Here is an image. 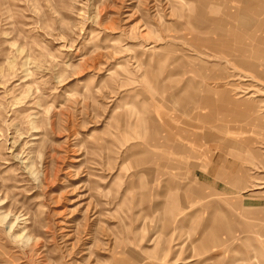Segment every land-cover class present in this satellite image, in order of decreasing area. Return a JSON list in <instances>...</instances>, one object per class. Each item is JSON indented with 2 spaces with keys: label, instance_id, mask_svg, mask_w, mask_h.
<instances>
[{
  "label": "rangeland",
  "instance_id": "1",
  "mask_svg": "<svg viewBox=\"0 0 264 264\" xmlns=\"http://www.w3.org/2000/svg\"><path fill=\"white\" fill-rule=\"evenodd\" d=\"M0 264H264V0H0Z\"/></svg>",
  "mask_w": 264,
  "mask_h": 264
},
{
  "label": "bare ground",
  "instance_id": "2",
  "mask_svg": "<svg viewBox=\"0 0 264 264\" xmlns=\"http://www.w3.org/2000/svg\"><path fill=\"white\" fill-rule=\"evenodd\" d=\"M236 9H234V11H235ZM232 13V12H231ZM235 13H233V15H234ZM237 15V14H236ZM249 103V102H248Z\"/></svg>",
  "mask_w": 264,
  "mask_h": 264
}]
</instances>
